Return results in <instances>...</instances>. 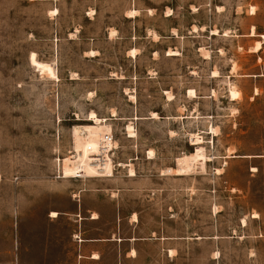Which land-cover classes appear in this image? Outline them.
<instances>
[{
	"label": "rangeland",
	"instance_id": "1",
	"mask_svg": "<svg viewBox=\"0 0 264 264\" xmlns=\"http://www.w3.org/2000/svg\"><path fill=\"white\" fill-rule=\"evenodd\" d=\"M253 1L264 5L0 0V264H78L72 221L58 216L79 187L102 189L104 201L92 197L91 203L104 204V231L121 215L126 236L130 217L138 218L142 235L157 228L171 236L167 261L155 246L160 241L143 246L151 258L156 253L157 264H264V90L253 91L254 78L240 76L255 57L237 41H214L208 32L181 39L195 22L247 26L251 18L242 12ZM169 7L175 9L170 19ZM92 8L101 17L96 25H118L119 37L99 33L91 39L94 26L85 16ZM172 26L180 37L169 38ZM81 28L78 37L69 33ZM32 53L52 64L58 78L34 66ZM231 64L237 77L230 80ZM214 71L221 78H213ZM231 85L240 99H230ZM91 112L108 120L118 146L110 157L113 176L58 178L57 161L75 155L73 133L93 123ZM196 134L211 158L206 170L163 175L196 151ZM130 168L136 173L131 178ZM118 199L121 209L115 210Z\"/></svg>",
	"mask_w": 264,
	"mask_h": 264
},
{
	"label": "crops",
	"instance_id": "2",
	"mask_svg": "<svg viewBox=\"0 0 264 264\" xmlns=\"http://www.w3.org/2000/svg\"><path fill=\"white\" fill-rule=\"evenodd\" d=\"M254 7V11H252ZM170 8V7H169ZM220 8V10H219ZM223 6H216V14H221ZM93 15L86 14L85 18L93 23V28L88 30V35L95 40V37L101 33L107 36L108 39L114 40L115 37L120 36V27L114 24H106L104 26L96 25V22L101 18L98 16L99 10L97 8H92ZM171 14H167L166 18L170 19L174 17L175 9L170 8ZM199 10H197L198 12ZM245 17L251 18V22L247 26H234L227 27L226 29L214 24L205 25L201 22H195L187 27V33L181 36V39L185 42L187 37L193 36L200 38L206 32L209 33L208 38L216 40V38H228L232 41H237L240 49L249 55H254L255 62L248 68L244 67V72L240 73L241 77L254 78L252 84V90H264V5L259 3L251 2L245 7L242 12ZM124 17H127L124 14ZM129 17V16H128ZM132 16L129 18H135ZM194 27H197L196 30ZM111 30L117 33L111 36ZM218 30V34H213L212 31ZM178 31V34L175 32ZM228 32L227 36L224 34ZM82 32V28L73 29L69 31L71 34H78ZM188 35V36H186ZM180 37V32L178 27L172 26L169 30V38L175 39ZM74 40L75 38H70ZM257 42H261V47L259 50L254 51L253 48ZM220 53V51H218ZM221 55V54H220ZM179 56V55H169ZM213 55L210 57H205V60L212 59ZM184 59V54L182 55ZM228 77L230 80L237 77L233 70V64L230 65ZM213 77V76H212ZM213 78H221L213 77ZM233 82H236L233 79ZM256 94V93H255ZM258 95V93L256 94ZM130 177V176H128ZM131 178V177H130ZM132 180V179H131ZM70 203L68 208L64 211L59 212V216L66 215L72 221L73 231L72 239L75 245L76 259L78 264H157V255L151 258L149 254L145 252V246L148 241H160L156 243V247L164 256L169 260V253L173 250L174 242L173 238L166 233H158L157 228L150 229L146 234H141L140 222L138 218L136 220H131L128 218V225L130 224V235L126 236V228L123 226L125 224V217L121 215H115L111 226L112 229L103 230L102 226V213L104 211V204L102 203H91L92 197L100 198L103 195L102 189L96 192H91L87 188L79 187L71 191ZM103 198V196H102ZM148 203L154 201L153 197L146 198ZM104 201V198H103ZM121 209V201L117 200V209ZM95 213V216L93 215ZM137 215L140 212L136 213ZM133 215V213H132ZM154 234L159 235V237H154ZM97 254L98 256H96ZM172 261V259H171ZM160 263V262H159ZM160 264H164L163 260Z\"/></svg>",
	"mask_w": 264,
	"mask_h": 264
},
{
	"label": "bare ground",
	"instance_id": "3",
	"mask_svg": "<svg viewBox=\"0 0 264 264\" xmlns=\"http://www.w3.org/2000/svg\"><path fill=\"white\" fill-rule=\"evenodd\" d=\"M252 10H254V7H252ZM212 32L213 34H218V30H214ZM224 34L227 36L228 32L226 31ZM260 47L261 42H257L253 50L257 51L260 49ZM130 54L131 56L136 57V49L131 50ZM30 60L34 66L38 67L42 71V73H46L51 78H58L53 65L47 62L39 61L37 59L36 53L31 54ZM213 76L218 77V71H214ZM193 93V90L189 91V94ZM229 97L231 100H237L240 99L242 95L239 90H237L235 87H232L231 85L229 89ZM151 117L159 118V115L157 112H152ZM89 120L93 123L83 127H78L73 133L75 155L73 157L69 156L65 159V161H63V173L65 175V178H71L78 171L82 172L85 177H100V174L102 173L107 174L108 177L113 176L114 165L111 159L112 157L110 155L107 159H105L106 162L104 165L98 163L97 161L99 159V157L97 156L100 155L101 151L102 138L106 132L109 133L112 130L111 126L108 124V120L106 118H100L95 112L90 113ZM82 129L84 130L82 131ZM211 129L213 130V128ZM127 130L130 134V137L135 136V134L133 133L134 129L132 126L129 125ZM201 139L202 137H200L198 134L193 135L191 139L192 144L198 145L196 151L178 158V168H168L167 170L163 171V175L171 174L173 172L175 174H182L183 172H189L194 168L200 170L201 172H204L206 170V162L209 161L211 158L206 154L205 148L203 146H199L200 144H202ZM115 146L116 148H118L117 145ZM149 155L150 158H154V154L152 152H149ZM118 165L120 167L126 166V164L123 163H120ZM101 168L102 170H99ZM129 176H136L135 170L133 168L129 169ZM52 216L56 217L58 216V213L53 212ZM243 221L244 223L246 222L245 220ZM95 255L98 256L97 254Z\"/></svg>",
	"mask_w": 264,
	"mask_h": 264
},
{
	"label": "built area",
	"instance_id": "4",
	"mask_svg": "<svg viewBox=\"0 0 264 264\" xmlns=\"http://www.w3.org/2000/svg\"><path fill=\"white\" fill-rule=\"evenodd\" d=\"M113 143H114V137H113L112 133L111 132H109V133L106 132L104 134L103 138H102L100 155L97 156V157H99V159L97 160L98 163L104 165L105 162H106L105 159H107L109 155L112 156V154H113V152L115 150V147H114ZM57 167H58L57 177L64 179L65 175H64L63 169H62L63 162L61 163L60 159H58V161H57ZM99 170H102V168L99 169ZM100 175L101 176H106L107 174L102 173ZM82 177H84V175L80 171H78L75 175L72 176V178H76V179L77 178H82Z\"/></svg>",
	"mask_w": 264,
	"mask_h": 264
}]
</instances>
